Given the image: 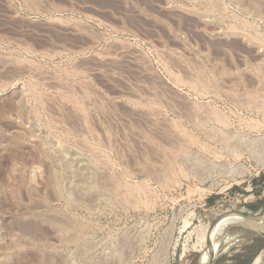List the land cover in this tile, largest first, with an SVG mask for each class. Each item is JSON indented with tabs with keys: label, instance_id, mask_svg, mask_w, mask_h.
Instances as JSON below:
<instances>
[{
	"label": "rangeland",
	"instance_id": "374dc122",
	"mask_svg": "<svg viewBox=\"0 0 264 264\" xmlns=\"http://www.w3.org/2000/svg\"><path fill=\"white\" fill-rule=\"evenodd\" d=\"M263 142L264 0H0V264H200L264 226Z\"/></svg>",
	"mask_w": 264,
	"mask_h": 264
},
{
	"label": "bare ground",
	"instance_id": "6f19581e",
	"mask_svg": "<svg viewBox=\"0 0 264 264\" xmlns=\"http://www.w3.org/2000/svg\"><path fill=\"white\" fill-rule=\"evenodd\" d=\"M34 95L36 96V98L39 100V99H41V95L39 94V93H36V91H35V93H34ZM197 105V104H196ZM198 106V105H197ZM206 107V106H205ZM202 108H203V106H202ZM208 112V111H207ZM207 114H209V113H207ZM212 117H213V115H212ZM218 118V117H217ZM223 119L224 118H222V117H220V119H217V121L218 122H222V123H225V122H223ZM217 123V122H216ZM219 124V123H218ZM227 125V124H226ZM218 130V129H217ZM224 132H226V131H224ZM213 133V132H212ZM212 133H210V134H212ZM217 134H220V138L222 137V136H224L223 134H222V131H219V132H217ZM212 137H213V134L211 135ZM191 137V136H190ZM214 137L216 138V136L214 135ZM218 137V136H217ZM232 136H230L229 138H231ZM244 137V136H243ZM243 137H240V135L237 137V135H236V140H237V142L238 143H240V142H242V140H244L243 139ZM192 138V137H191ZM226 138H227V136H226ZM190 139V138H189ZM194 139H196V138H194ZM211 139V138H210ZM197 140V139H196ZM212 140V139H211ZM189 141H191V139L189 140ZM198 141V140H197ZM194 142V140H192V143ZM196 142V141H195ZM194 142V143H195ZM223 142V141H222ZM225 142V141H224ZM230 142V141H229ZM197 143V142H196ZM230 143H233L232 141L230 142ZM230 143H227V144H230ZM264 143V142H263ZM237 144V143H236ZM236 144H234L235 146H237ZM241 144V143H240ZM251 144V143H250ZM252 144H254V142H252ZM252 147V146H251ZM255 149V148H254ZM263 167H264V163H263ZM90 183H92V182H90ZM89 183V185L87 186L88 187V189H90V190H92V189H94L95 188V184L93 183V184H90ZM116 184V183H115ZM120 184V183H119ZM118 185V184H117ZM121 185V184H120ZM118 185L119 187H121V186H123V185ZM130 185V184H129ZM138 188H130L129 186L127 187L126 185H124L123 187H122V189L123 190H125V192L126 193H124L125 194V196H127V194H131V192H140V191H142L141 189H143V188H139V186H137ZM105 190V189H104ZM140 190V191H139ZM117 193V192H116ZM115 194V193H114ZM131 197V196H130ZM129 197V198H130ZM128 198V199H129ZM134 198V197H133ZM144 202V201H143ZM241 213V212H240ZM245 213V212H244ZM247 217H248V215L246 216V214L245 215H242V214H239V215H237L236 216V218L232 221V222H230L227 226H225V227H223V228H219V227H217V228H215L214 230L213 229H211V230H213L212 231V233H210V229L209 228H207V230H203L201 233H200V235H201V237H200V240H201V242H200V248H201V250L203 251V255H202V258H201V263L200 264H211L215 259H216V257H217V255H218V253H219V249H220V245H219V243L218 242H216L215 241V236L216 235H218V234H220L223 230H225L229 225H247V226H249L251 229H253V230H258V231H264V226H262L261 224H259V223H256V222H254V221H251V222H246V220H247ZM27 229V228H26ZM32 232V231H31ZM34 233V232H33ZM41 261V260H40ZM261 262V257L259 256V257H257L255 260H254V262H253V264H259ZM41 263V262H40Z\"/></svg>",
	"mask_w": 264,
	"mask_h": 264
},
{
	"label": "crops",
	"instance_id": "0c3cea01",
	"mask_svg": "<svg viewBox=\"0 0 264 264\" xmlns=\"http://www.w3.org/2000/svg\"><path fill=\"white\" fill-rule=\"evenodd\" d=\"M255 188L259 187L261 190H263V196H264V179L262 181H258L256 185H254Z\"/></svg>",
	"mask_w": 264,
	"mask_h": 264
},
{
	"label": "water",
	"instance_id": "95a60500",
	"mask_svg": "<svg viewBox=\"0 0 264 264\" xmlns=\"http://www.w3.org/2000/svg\"><path fill=\"white\" fill-rule=\"evenodd\" d=\"M264 211H263V209H260L259 211H258V214L260 215V214H262ZM264 219V218H263ZM259 235H261V236H264V231L263 232H261V233H258Z\"/></svg>",
	"mask_w": 264,
	"mask_h": 264
}]
</instances>
